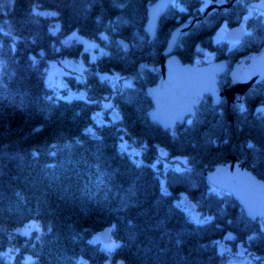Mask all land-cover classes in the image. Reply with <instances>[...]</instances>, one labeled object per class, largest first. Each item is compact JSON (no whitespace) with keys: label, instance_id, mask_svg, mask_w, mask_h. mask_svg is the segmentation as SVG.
Returning <instances> with one entry per match:
<instances>
[{"label":"trees","instance_id":"obj_1","mask_svg":"<svg viewBox=\"0 0 264 264\" xmlns=\"http://www.w3.org/2000/svg\"><path fill=\"white\" fill-rule=\"evenodd\" d=\"M154 1L0 0V264H227L218 241L229 232L231 245L258 253L245 264H264L261 220L206 177L234 152L264 178V82L242 105L206 95L174 130L150 119L144 92L180 21L203 15L179 36L184 61L213 51L232 62L264 43V14L249 16V32L230 45L215 41V31L225 19L241 23L247 2L204 15V0H174L151 41L144 25ZM72 33L95 42L96 58L76 39L67 44ZM62 56L83 58L85 79L71 83L87 96L64 99L47 83L49 61ZM227 81L224 74L221 86ZM161 149L185 164L165 168ZM182 194L211 219L193 220ZM30 220L38 226L19 231ZM105 228L117 246L97 239Z\"/></svg>","mask_w":264,"mask_h":264},{"label":"water","instance_id":"obj_2","mask_svg":"<svg viewBox=\"0 0 264 264\" xmlns=\"http://www.w3.org/2000/svg\"><path fill=\"white\" fill-rule=\"evenodd\" d=\"M172 1L155 0L148 8L144 28L151 40L156 35L159 17ZM234 1H213L204 8V14H208L214 8L226 11ZM252 4L264 10V0H254ZM201 16L183 20L171 30L160 61L156 65L160 75L156 82L145 88V94L153 103L149 117L165 129L174 130L187 116H195L197 107L206 94H210L216 104L221 102L223 96L229 105L233 102L240 104L246 91L264 80V44L241 60L233 62L229 70L230 80L223 88L219 84V79L228 69L226 58L205 63L184 61L174 51L181 33L190 28ZM245 34L246 28L242 26H233L226 31V37L231 40H240ZM121 40L126 47L129 45L128 41ZM230 118L233 119L232 114ZM227 157L225 162L216 163L206 172L207 179L214 186L232 193L248 217L253 220L260 218L264 223V178L259 177L241 162L236 153H229ZM102 236L109 241L111 230H104Z\"/></svg>","mask_w":264,"mask_h":264},{"label":"rangeland","instance_id":"obj_3","mask_svg":"<svg viewBox=\"0 0 264 264\" xmlns=\"http://www.w3.org/2000/svg\"><path fill=\"white\" fill-rule=\"evenodd\" d=\"M211 0H204V3H202V7L207 5ZM247 2L249 3V0H243V3ZM256 8L253 5H250V7H247V12L244 14V21L241 22V25L246 26V19L251 16L252 14L257 13ZM230 25L228 24V20L225 19L222 24L218 27V29L215 31L214 39L217 42H222L226 39L225 32L227 28ZM76 39L79 42H82L83 48L86 49V51L91 55L92 58H96L98 55V52L101 51L100 48H98L94 41L87 37H83L78 33H72L70 36L65 37V40L67 41V44L70 42H73V40ZM232 43V42H230ZM94 45V47H93ZM206 55V56H205ZM204 57L209 60L213 59L215 57V53L212 51H207L205 53ZM203 62V61H202ZM85 63L82 57L79 56H62L60 58H53L49 61L46 71V81L61 97L65 98H72V97H85L87 96V92L83 88H76L72 86L71 81L77 80V81H83L85 79ZM103 75V74H102ZM120 77V76H119ZM123 81L125 83H130L131 79L124 78ZM110 100V99H107ZM106 105H110V101L106 102ZM113 111L117 112V108L113 107L111 108V111L109 113H112ZM100 115H97V117ZM122 147L125 148L127 151H129L134 157L140 158V148L130 146L128 141L122 142ZM160 159L162 160L163 165L165 168H168L170 166H174L177 168L182 167L185 163V159L182 157H172L169 158L168 155L165 153L164 150H160ZM178 202L184 206L189 215L192 219L196 221H205L206 219H209V214L203 215L201 211L197 208L196 204L190 201L188 196L186 194H182L178 200ZM189 203V205H187ZM35 226H38L37 222L34 220H30L27 223H25L23 226L19 228V231L22 232H30L35 228ZM103 231V230H102ZM100 232L97 236V239L108 248L114 247L113 244H117V240L112 235L110 241H105L102 233ZM231 233H227V235L220 239L218 241L219 248L221 252H224V257L227 262V264H245V263H252L257 258H259L258 253H256L254 250L247 248L244 244H239L238 246L231 245L230 242Z\"/></svg>","mask_w":264,"mask_h":264},{"label":"snow or ice","instance_id":"obj_4","mask_svg":"<svg viewBox=\"0 0 264 264\" xmlns=\"http://www.w3.org/2000/svg\"><path fill=\"white\" fill-rule=\"evenodd\" d=\"M41 15H43V13H41ZM53 15H54V13H53ZM101 38L106 39V37H104L103 34H101ZM93 47H94V45H93ZM64 99H67V98H64ZM249 146L251 147V145H249ZM33 154L35 155V153H33ZM209 219H211V218H209ZM249 239H251V237ZM113 246H117V245L113 244Z\"/></svg>","mask_w":264,"mask_h":264},{"label":"flooded vegetation","instance_id":"obj_5","mask_svg":"<svg viewBox=\"0 0 264 264\" xmlns=\"http://www.w3.org/2000/svg\"><path fill=\"white\" fill-rule=\"evenodd\" d=\"M261 13H263V14H264V12H262V11H261ZM221 24H222V23H221ZM261 45H262V44H261ZM263 82H264V81H263ZM261 83H262V82H261ZM259 84H260V83H259ZM245 97H246V95H245ZM245 97H244V100H245ZM225 99H226V98H225Z\"/></svg>","mask_w":264,"mask_h":264}]
</instances>
